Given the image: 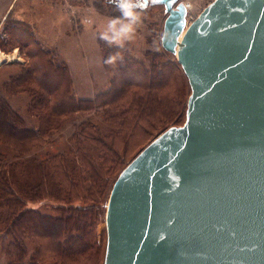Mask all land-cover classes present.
I'll use <instances>...</instances> for the list:
<instances>
[{"label": "water", "instance_id": "95a60500", "mask_svg": "<svg viewBox=\"0 0 264 264\" xmlns=\"http://www.w3.org/2000/svg\"><path fill=\"white\" fill-rule=\"evenodd\" d=\"M159 3L185 119L113 182L102 264H264V0H212L188 25Z\"/></svg>", "mask_w": 264, "mask_h": 264}, {"label": "trees", "instance_id": "16d2710c", "mask_svg": "<svg viewBox=\"0 0 264 264\" xmlns=\"http://www.w3.org/2000/svg\"><path fill=\"white\" fill-rule=\"evenodd\" d=\"M162 6L152 0L136 10L155 7L162 18ZM11 11L1 25L0 51L17 48L23 61L12 63L17 70L2 90L28 100L22 115L0 99V264H102L105 237L97 226L113 182L159 133L184 122L187 78L161 36L156 49L139 56L99 38L108 88L77 98L66 64ZM81 115L87 118L76 120Z\"/></svg>", "mask_w": 264, "mask_h": 264}, {"label": "rangeland", "instance_id": "374dc122", "mask_svg": "<svg viewBox=\"0 0 264 264\" xmlns=\"http://www.w3.org/2000/svg\"><path fill=\"white\" fill-rule=\"evenodd\" d=\"M181 1L190 2L188 19L193 20L212 0ZM0 7L4 9L5 6ZM135 11L139 15V21L134 26L132 39L122 40L119 45L125 46L132 55L139 56L147 48L158 47L157 40L162 34L161 28L166 15L161 18V9L155 7ZM11 13V19L22 20L31 25L40 44L52 51L56 61L66 64L77 98L90 99L108 88L109 75L102 65V49L98 39L108 30L111 20L122 17L116 5L110 6L101 0H16ZM155 22L159 24H154ZM10 55L12 58L8 59L7 56ZM0 56V95H3L0 99L5 98L23 115L27 110L28 97L5 95L2 90V83L7 75L17 70V66H12V63H20L23 58L17 48L8 53L0 51ZM86 118L87 115H81L76 120ZM68 135L69 129L66 128L61 141H65ZM33 207L44 210L39 203H35ZM97 231H104L105 237L104 221L97 226Z\"/></svg>", "mask_w": 264, "mask_h": 264}, {"label": "clouds", "instance_id": "9594fccd", "mask_svg": "<svg viewBox=\"0 0 264 264\" xmlns=\"http://www.w3.org/2000/svg\"><path fill=\"white\" fill-rule=\"evenodd\" d=\"M117 8L121 11L122 17L113 19L108 25V30L101 35L100 38L109 44H121L122 40H130L134 34V26L139 21V15L136 9H144L148 6V0H112ZM111 33V35H109ZM116 57L108 60L113 63Z\"/></svg>", "mask_w": 264, "mask_h": 264}, {"label": "crops", "instance_id": "0c3cea01", "mask_svg": "<svg viewBox=\"0 0 264 264\" xmlns=\"http://www.w3.org/2000/svg\"><path fill=\"white\" fill-rule=\"evenodd\" d=\"M15 1L16 0H0V5L5 6L4 9H1L0 7V28L9 11L14 9Z\"/></svg>", "mask_w": 264, "mask_h": 264}, {"label": "built area", "instance_id": "2783aa9c", "mask_svg": "<svg viewBox=\"0 0 264 264\" xmlns=\"http://www.w3.org/2000/svg\"><path fill=\"white\" fill-rule=\"evenodd\" d=\"M178 1V3H181L182 5H183V7H184V9H185V21H186V18H187V21H186V25H188L192 20H189L188 19V12H189V8H190V2L188 1V2H183V1H181V0H177Z\"/></svg>", "mask_w": 264, "mask_h": 264}, {"label": "bare ground", "instance_id": "6f19581e", "mask_svg": "<svg viewBox=\"0 0 264 264\" xmlns=\"http://www.w3.org/2000/svg\"><path fill=\"white\" fill-rule=\"evenodd\" d=\"M186 21H187V18H186ZM181 36H182V35H181ZM180 38H181V37H180ZM180 38H179V40H180ZM1 56H2V55H1ZM1 56H0V57H1ZM8 57H9V58H12V55L7 56V58H8ZM9 58H8V59H9Z\"/></svg>", "mask_w": 264, "mask_h": 264}, {"label": "flooded vegetation", "instance_id": "af4514ba", "mask_svg": "<svg viewBox=\"0 0 264 264\" xmlns=\"http://www.w3.org/2000/svg\"><path fill=\"white\" fill-rule=\"evenodd\" d=\"M152 0H148V5L150 4V2H151ZM159 1V0H158Z\"/></svg>", "mask_w": 264, "mask_h": 264}]
</instances>
